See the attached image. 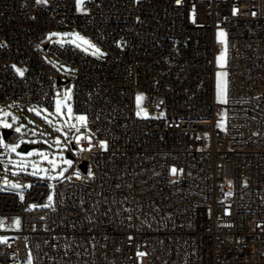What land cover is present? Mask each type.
I'll list each match as a JSON object with an SVG mask.
<instances>
[{"label": "built area", "instance_id": "2783aa9c", "mask_svg": "<svg viewBox=\"0 0 264 264\" xmlns=\"http://www.w3.org/2000/svg\"><path fill=\"white\" fill-rule=\"evenodd\" d=\"M52 30L105 55L49 43ZM40 46L75 70L73 111L94 140L74 142L50 206L30 209L42 180L22 199L0 192V264H264V0H0V102L53 108L64 80ZM138 96L164 117L140 118Z\"/></svg>", "mask_w": 264, "mask_h": 264}, {"label": "rangeland", "instance_id": "374dc122", "mask_svg": "<svg viewBox=\"0 0 264 264\" xmlns=\"http://www.w3.org/2000/svg\"><path fill=\"white\" fill-rule=\"evenodd\" d=\"M217 33V41L224 43V37L221 38ZM46 40L49 43H57L59 45L70 44L79 49L86 55L100 58L105 55L104 50L92 42L86 36L78 32H62L50 31ZM39 49L43 51V57L60 75L63 80H69L68 84L57 88L55 92L54 106L48 109L41 106L21 107L14 104L0 102V148L4 151L0 154V160L4 165V171L0 177V192L5 194H13L20 199L21 195L29 189L32 179L42 180L49 186V196L53 199V184L77 169L75 159L79 156L80 149L71 148V144L79 137L94 140V136L87 128L86 120L81 122L76 118L78 115L73 111L72 105V89L71 78L75 74V70L58 58L50 56L43 47ZM223 55V60H218ZM216 67L218 71L215 76V100L219 105L217 112L216 127L223 128V109L225 102L226 90L221 96L218 94V81L226 82V75L219 76L218 73H225L226 56L224 52L217 54ZM223 64V66H221ZM15 68V67H14ZM264 91V88L262 89ZM139 103L136 104V113L142 119H161L164 115L160 112H152L145 106V96H140ZM59 102V112L57 111ZM69 108L71 113H69ZM7 125V126H5ZM6 129L19 135L20 139L17 143H7L3 138L1 130ZM19 129V131H17ZM59 141V143H57ZM35 146L26 152H19L21 145ZM75 145V144H74ZM101 146L102 143H100ZM13 149H15L13 151ZM70 161V163H68ZM54 177V178H53ZM46 199V202L38 206H30V209L50 206L52 200ZM47 206V207H48ZM17 221V220H16ZM14 221L9 229L2 223V231L15 232L19 228V224ZM7 239L6 236L1 237V242Z\"/></svg>", "mask_w": 264, "mask_h": 264}, {"label": "snow or ice", "instance_id": "6c2138e0", "mask_svg": "<svg viewBox=\"0 0 264 264\" xmlns=\"http://www.w3.org/2000/svg\"><path fill=\"white\" fill-rule=\"evenodd\" d=\"M38 2H44V0H38ZM81 2H82V0H81ZM218 35H219L221 38H223V37L225 36V33L220 32ZM218 60L222 61V60H223V55H221V57H219ZM221 66H223V64H221ZM17 71L20 72V75H23V72H22V71H20L19 69H18ZM225 75H227V74H226V73H218V77H219V76H225ZM217 87H218V94H220V95L222 96L223 93H224L225 90H226V82L221 83V82L218 81V85H217ZM140 99H141V97L138 96V97H137V102H138V103H139ZM57 111L59 112V102H58ZM69 113H71V109H70V108H69ZM139 114H140V113H137V115H139ZM76 119L79 120V121H81V122H84V121L86 120V118H85L84 116H78ZM5 126H7V125H5ZM17 131H19V129H17ZM77 139L79 140V137H77ZM57 143H59V141H57ZM102 145H103V142H102ZM14 150H15V149H13V151H14ZM68 163H70V161H69ZM176 171H177V170H176L175 168L172 169V172H173V173H175ZM53 178H54V177H53ZM21 198H23L22 195H21ZM48 199H49V201H51V200H52V197L49 196ZM47 206H48V205H45V207H47ZM16 223L19 224V221L17 220ZM139 255L142 256V255H144V253H139Z\"/></svg>", "mask_w": 264, "mask_h": 264}, {"label": "water", "instance_id": "95a60500", "mask_svg": "<svg viewBox=\"0 0 264 264\" xmlns=\"http://www.w3.org/2000/svg\"><path fill=\"white\" fill-rule=\"evenodd\" d=\"M46 47V46H45ZM68 82H69V80H66V81H62L61 80V78H56V85L58 86V87H60V86H64V85H66V84H68ZM1 133H2V136H3V138L6 140V138H7V136L11 133V131H9V130H6V129H2L1 130ZM35 146H29V145H21V147L19 148V152H26L28 149H30V148H34ZM71 148L72 149H75V146L73 145V144H71ZM67 155V157L68 158H70L71 160H75V158L74 157H72V156H70V154H69V152L66 154ZM80 168L83 170V171H85V167H84V165L83 164H81L80 165Z\"/></svg>", "mask_w": 264, "mask_h": 264}]
</instances>
